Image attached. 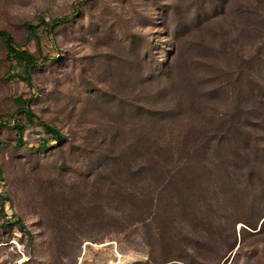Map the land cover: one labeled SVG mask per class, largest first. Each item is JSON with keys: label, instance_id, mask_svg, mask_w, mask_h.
<instances>
[{"label": "rangeland", "instance_id": "374dc122", "mask_svg": "<svg viewBox=\"0 0 264 264\" xmlns=\"http://www.w3.org/2000/svg\"><path fill=\"white\" fill-rule=\"evenodd\" d=\"M0 31L50 59L29 85L0 39V264H264V0H0ZM20 97L67 140L17 146Z\"/></svg>", "mask_w": 264, "mask_h": 264}, {"label": "trees", "instance_id": "16d2710c", "mask_svg": "<svg viewBox=\"0 0 264 264\" xmlns=\"http://www.w3.org/2000/svg\"><path fill=\"white\" fill-rule=\"evenodd\" d=\"M74 18L72 17H63L53 20L52 22L47 23L46 21H42V24L46 27V30L49 33L55 32L57 28L60 26L69 24L72 22ZM25 28L29 34V39L37 38V30L39 28L38 25H35L31 22H27L25 24ZM0 39L4 45V48L7 53V58L10 61H16L18 68L23 69V73L17 72L12 77L13 78H19L21 81L27 82L29 85L33 84V78L32 73L34 70L40 68L44 63L46 64L50 59L48 57H37L33 53L24 50L20 47H18L11 34H9L6 31H0ZM43 62V64L41 63ZM17 104V114L22 117V120H15V124L13 125V128L17 135V146H24V140L23 135L24 132L27 130V127L34 123L35 120L40 122L42 128L44 129L45 133L52 136L53 141H55L56 144H62L67 140V137L56 127L51 126L47 124L46 122L42 121L32 110L31 107V101L25 100L23 98H18L16 100ZM23 120H25V123H23ZM11 125V123H10ZM41 148L46 149L48 148V141L45 140L40 145ZM10 200L7 197H0V213H2L4 217L3 225L2 226H13L12 219H8V216L6 215V203H8ZM12 218L15 219L16 225L19 226V229L22 232H27L26 226L22 222V220L16 216H13Z\"/></svg>", "mask_w": 264, "mask_h": 264}, {"label": "water", "instance_id": "95a60500", "mask_svg": "<svg viewBox=\"0 0 264 264\" xmlns=\"http://www.w3.org/2000/svg\"><path fill=\"white\" fill-rule=\"evenodd\" d=\"M263 221H264V219H263Z\"/></svg>", "mask_w": 264, "mask_h": 264}]
</instances>
